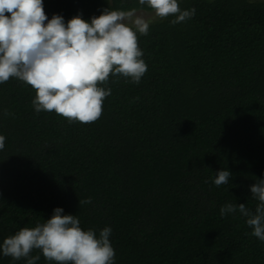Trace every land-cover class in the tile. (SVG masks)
I'll return each mask as SVG.
<instances>
[{"label": "trees", "instance_id": "16d2710c", "mask_svg": "<svg viewBox=\"0 0 264 264\" xmlns=\"http://www.w3.org/2000/svg\"><path fill=\"white\" fill-rule=\"evenodd\" d=\"M178 3L195 15L150 24L146 74L110 76L94 123L37 113L30 86L0 84V243L62 208L97 236L112 229L115 264H264L247 218L220 216L227 203L254 212L250 187L264 179V0ZM105 8L153 12L138 0H44L66 23ZM220 170L232 177L217 187ZM0 264L26 260L0 253Z\"/></svg>", "mask_w": 264, "mask_h": 264}, {"label": "clouds", "instance_id": "9594fccd", "mask_svg": "<svg viewBox=\"0 0 264 264\" xmlns=\"http://www.w3.org/2000/svg\"><path fill=\"white\" fill-rule=\"evenodd\" d=\"M163 20L175 17L173 25L186 22L195 9L182 10L178 0H138ZM151 21L137 15V9L105 8L86 21L77 15L65 22L60 15L49 20L44 0H0V84L16 79L35 91L32 105L37 113H55L71 123L91 124L103 114V102L111 95L110 76L139 84L148 66L139 47V37L149 34ZM5 115L9 113L5 112ZM5 137L0 135V150ZM228 170L216 173L217 187L228 185ZM258 201L253 212L245 204L227 203L220 216L237 212L246 217L251 236L264 242V179L250 187ZM91 198L79 205L90 204ZM112 229L99 232L81 228L76 215L53 210L50 219L34 227H23L3 239L0 253L14 261L37 264L39 250L53 264H115Z\"/></svg>", "mask_w": 264, "mask_h": 264}, {"label": "rangeland", "instance_id": "374dc122", "mask_svg": "<svg viewBox=\"0 0 264 264\" xmlns=\"http://www.w3.org/2000/svg\"><path fill=\"white\" fill-rule=\"evenodd\" d=\"M137 15L143 16L146 20H150L151 23L156 20L154 12L152 13H145V12H137Z\"/></svg>", "mask_w": 264, "mask_h": 264}]
</instances>
